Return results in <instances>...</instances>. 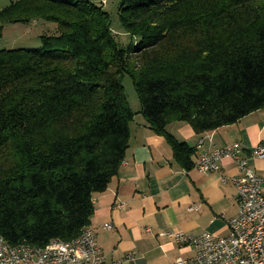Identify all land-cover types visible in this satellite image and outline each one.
Wrapping results in <instances>:
<instances>
[{
    "label": "trees",
    "instance_id": "16d2710c",
    "mask_svg": "<svg viewBox=\"0 0 264 264\" xmlns=\"http://www.w3.org/2000/svg\"><path fill=\"white\" fill-rule=\"evenodd\" d=\"M104 5L19 0L6 24L58 26L42 49L0 51V237L11 246L73 241L92 224L130 148L136 113L129 75L150 128L176 161L196 150L169 132L197 134L264 109V0H123V46Z\"/></svg>",
    "mask_w": 264,
    "mask_h": 264
},
{
    "label": "crops",
    "instance_id": "0c3cea01",
    "mask_svg": "<svg viewBox=\"0 0 264 264\" xmlns=\"http://www.w3.org/2000/svg\"><path fill=\"white\" fill-rule=\"evenodd\" d=\"M132 109L136 116L126 160L108 190L94 195L91 227L108 264H172L191 258L192 247H181L161 233L229 234L228 220L239 215L237 188L222 176L239 175V167L223 159L219 174L201 173L195 165L209 150L240 144L241 157L264 178V160L253 159L256 149L264 147V109L202 135L187 122L169 125L177 141L196 150L191 170L176 161L168 140L150 128L141 108ZM107 224L113 229L107 230ZM129 253H136L135 261H125Z\"/></svg>",
    "mask_w": 264,
    "mask_h": 264
},
{
    "label": "built area",
    "instance_id": "2783aa9c",
    "mask_svg": "<svg viewBox=\"0 0 264 264\" xmlns=\"http://www.w3.org/2000/svg\"><path fill=\"white\" fill-rule=\"evenodd\" d=\"M108 0H104L106 4ZM204 144L201 140L200 146ZM240 144L202 154L195 168L201 173L222 174L221 161L233 160L240 174L229 180L237 188L239 215L228 220L229 234L220 236L204 233L199 236L167 231L162 237L173 239L181 247H192L194 256L178 259L172 264H264V178L241 157ZM253 159L264 160V147L256 149ZM194 209V208H193ZM107 230L113 225L107 224ZM136 253L127 254L125 261H135ZM0 264H108L99 247L94 229L90 226L73 241L53 240L46 247L30 244L11 246L0 237Z\"/></svg>",
    "mask_w": 264,
    "mask_h": 264
},
{
    "label": "rangeland",
    "instance_id": "374dc122",
    "mask_svg": "<svg viewBox=\"0 0 264 264\" xmlns=\"http://www.w3.org/2000/svg\"><path fill=\"white\" fill-rule=\"evenodd\" d=\"M19 0H0V10L9 7L12 2ZM99 5H104L105 10L110 14L114 32L117 33L118 41L127 46L130 38L125 34L119 17V9L123 0H90ZM4 36L0 39V51L18 50V49H42L44 46V36H56L58 26L53 22L45 20H36L30 23L6 24ZM125 91L132 108H141L140 99L136 91L132 78L127 75L124 78Z\"/></svg>",
    "mask_w": 264,
    "mask_h": 264
}]
</instances>
